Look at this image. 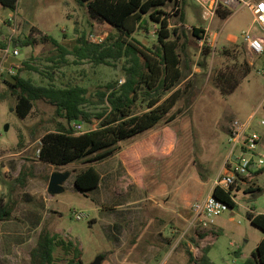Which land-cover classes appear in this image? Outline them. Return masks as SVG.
I'll return each mask as SVG.
<instances>
[{
	"label": "rangeland",
	"instance_id": "obj_1",
	"mask_svg": "<svg viewBox=\"0 0 264 264\" xmlns=\"http://www.w3.org/2000/svg\"><path fill=\"white\" fill-rule=\"evenodd\" d=\"M217 6L230 9L231 14L223 18L216 11L211 20H204L199 0H168L162 6L171 28L183 16L188 36L192 26L205 30L203 39H188L189 75L185 84L190 91L178 103L176 117L120 142L117 155L125 160L131 175L122 171L112 185L113 191L103 183L101 189L88 195L76 190L73 171L89 164L101 170L103 162L98 165L84 159L52 165L40 161V139L62 119L45 98L37 99L21 119L14 109L16 93L2 80L14 82L12 75L18 72L36 85H47L46 72L53 71L56 85L79 84L90 91L96 85L122 80L123 60L95 64L88 58L78 60L68 55L65 66H53L50 57L55 49L49 42L40 41V35L46 34L72 48L81 33L89 42L97 43L114 30L107 22L91 17L86 4L78 0H17L14 11L0 5V39L5 36L9 45V54L2 61L0 49V198L3 203L10 201L12 208L11 219L0 222V264H32L31 251L43 230L76 243L82 252L81 264L92 262L98 255L102 256L101 264H197L205 247L215 264H243L251 255L264 235L247 217L248 212L264 213V165L251 171V179L244 184L236 182L232 190L236 206L213 217L206 227L194 219L192 209L193 203L211 191L222 172L229 151L228 133L235 120L252 118L251 129L261 138L264 160V126L260 124L264 119V52L251 55L241 36L251 28L264 39V30L253 23L247 6L233 9L220 1ZM138 24H129L134 32L126 40L138 47L142 59L144 55L151 57L158 25L145 19L142 24L148 30L135 29ZM29 34L37 40L34 45L13 46V39ZM205 46L211 51L207 56L202 55ZM232 47L244 48L240 60L245 58L252 68L230 94L223 96L213 86L211 75L230 63L221 50ZM14 48L18 55L12 54ZM23 61L41 72L18 71ZM9 68L14 70L12 74ZM101 108L90 105L88 110L95 113ZM96 123L95 118L91 123H81L83 131ZM6 124L8 130L4 129ZM54 171H69L70 176L63 182V190L51 195L47 184ZM250 187L259 190L247 191ZM76 212L86 217L76 220ZM54 254L50 264H67L71 257L60 250Z\"/></svg>",
	"mask_w": 264,
	"mask_h": 264
},
{
	"label": "trees",
	"instance_id": "obj_2",
	"mask_svg": "<svg viewBox=\"0 0 264 264\" xmlns=\"http://www.w3.org/2000/svg\"><path fill=\"white\" fill-rule=\"evenodd\" d=\"M78 1L86 4L91 17L110 24L114 34H109L101 42L96 43L89 42L85 33H81L72 48L60 44L46 34H41L40 41L49 42L55 49L54 55L50 57L53 66H65L68 63V55H73L78 60L88 58L95 64L123 60L121 66L123 79L96 85L93 91L79 84L58 86L54 83L53 71L46 72L50 81L47 85H36L30 78L20 77L18 72L12 75L14 82L2 80L16 93L14 109L21 119L29 114L37 99L45 98L55 106V112L62 121L57 120L55 129L42 136L37 150V158L52 165H63L84 159L102 161L119 150L120 142L154 128L162 120L176 117L178 103L190 91L185 84L189 75V36L193 40L203 39L205 32L202 27L192 26L188 36L183 28V16L171 28L162 9L168 0ZM16 4L17 0H0L3 8L12 11L16 9ZM216 11L223 18L231 14L230 9L226 7L220 9L217 6ZM145 19L146 21L150 19L158 25L157 44L154 49H149L152 56L144 55L142 59L138 47L126 38H132L134 32L129 24L140 22L134 28L148 30L147 25L142 24V20ZM31 30L38 32L34 27ZM180 33L183 35L182 40ZM36 41V38L29 34L23 38L13 39V46L34 45ZM7 46L5 40H0V49ZM238 50L237 47L221 50V55L228 58L230 63L224 64L211 75L213 86L223 96L230 94L252 68V64L245 58L240 60L241 53L245 55L244 48L242 47L240 52ZM210 52L209 47L205 46L202 55L207 56ZM53 66L50 67L51 70ZM24 69L41 72L37 66L28 64L27 61L22 62L18 71ZM182 84H185V87L182 88ZM188 102L186 99L185 103ZM90 105L102 108L94 113L88 110ZM92 118L97 120L94 129L75 133L71 127L72 122L88 124L92 122ZM73 173H75L73 184L76 190L83 194L96 188L100 182V174L91 164L74 170ZM23 175L21 172V176ZM233 189H235L233 186L227 189L215 186L212 193L230 208H234L236 202L232 194ZM255 190L259 188L247 189ZM11 215V202L3 203L0 198V222L11 219ZM247 217L253 225L264 231V213L248 212ZM207 248H203L197 264H215L207 257ZM56 250L71 256L67 264H81L82 252L76 243L46 230L40 233L31 251V263L50 264ZM240 253L239 250L235 252L237 256ZM98 256L102 259L101 255ZM243 264H264V235Z\"/></svg>",
	"mask_w": 264,
	"mask_h": 264
},
{
	"label": "built area",
	"instance_id": "obj_3",
	"mask_svg": "<svg viewBox=\"0 0 264 264\" xmlns=\"http://www.w3.org/2000/svg\"><path fill=\"white\" fill-rule=\"evenodd\" d=\"M229 8L238 9L241 6H247L252 13L253 23L264 30V1L263 0H199L203 7L204 20H211L216 12V6L219 3ZM154 32L156 29L153 30ZM246 49L251 55L260 56L264 52V39L248 28L241 34ZM9 46V45H8ZM2 49L4 55L9 54V47ZM13 55H18L16 48L12 51ZM1 63V62H0ZM13 69L9 68L8 73L12 74ZM264 76V70L261 71ZM1 76V71H0ZM252 118L246 121L235 120L228 133L227 142L229 151L224 161L221 174L214 180L211 191L200 201L192 205L195 217L198 223L206 227L208 221L211 222L213 217L219 216L230 207L223 201L213 195L215 186L230 188L236 182L245 183L250 180L251 171H258L264 165L263 154L261 153L260 136L251 129ZM264 126V119L260 120ZM72 127L75 133L83 132L81 122H73ZM76 220L86 217L83 213H75Z\"/></svg>",
	"mask_w": 264,
	"mask_h": 264
},
{
	"label": "crops",
	"instance_id": "obj_4",
	"mask_svg": "<svg viewBox=\"0 0 264 264\" xmlns=\"http://www.w3.org/2000/svg\"><path fill=\"white\" fill-rule=\"evenodd\" d=\"M5 39V36H2V38L0 40H4ZM7 55V54H6ZM4 53H3V56L1 57V61L5 58ZM92 129H94L95 127H91ZM153 128L143 132V133H146L150 130H152ZM138 135L130 138V139H133L135 137H137ZM128 140V139H127ZM118 150L116 152H114V154L102 161H97L96 164H101L103 162V168L100 170V168L98 166H94V164H92L96 170L99 172L100 174V182L98 184V186L88 192H86V194H88L89 192L91 191H96V190H99L101 189L103 186H107L108 185V188H110V190L113 191L112 189V185L117 182V180L122 176V174H120L122 171L126 172L125 174H129L131 175V173L129 172L127 166H126V162L123 158L119 157L118 158ZM119 168L121 169L120 171ZM75 174V173H73ZM70 176V174H69ZM134 178V176H132ZM73 178H74V175H73ZM103 183L105 185H103ZM103 185V186H102ZM120 194V193H119ZM89 195V194H88Z\"/></svg>",
	"mask_w": 264,
	"mask_h": 264
},
{
	"label": "water",
	"instance_id": "obj_5",
	"mask_svg": "<svg viewBox=\"0 0 264 264\" xmlns=\"http://www.w3.org/2000/svg\"><path fill=\"white\" fill-rule=\"evenodd\" d=\"M5 130H8V125L4 126ZM69 177V172L54 171L49 177L47 184V192L51 195L57 194L63 190V182ZM101 257L97 256L92 262L87 264H101Z\"/></svg>",
	"mask_w": 264,
	"mask_h": 264
}]
</instances>
